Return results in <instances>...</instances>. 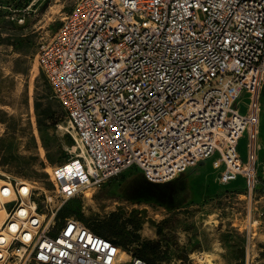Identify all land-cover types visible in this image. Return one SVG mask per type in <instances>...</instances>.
<instances>
[{"label":"built area","instance_id":"obj_1","mask_svg":"<svg viewBox=\"0 0 264 264\" xmlns=\"http://www.w3.org/2000/svg\"><path fill=\"white\" fill-rule=\"evenodd\" d=\"M35 61L81 148L49 173L54 195L0 175V264H151L80 221L56 224L54 199L132 167L162 184L211 159L219 184L254 192L264 0H76Z\"/></svg>","mask_w":264,"mask_h":264},{"label":"rangeland","instance_id":"obj_2","mask_svg":"<svg viewBox=\"0 0 264 264\" xmlns=\"http://www.w3.org/2000/svg\"><path fill=\"white\" fill-rule=\"evenodd\" d=\"M75 1L0 0V175L35 182L40 198L43 191L54 195L49 173L78 149L60 128L66 126L65 113L52 97L35 55ZM239 103L243 105L242 97ZM45 109L49 113L42 116ZM41 118L47 124L43 128L38 125ZM245 142L244 137L239 151L245 152ZM257 145L258 184L250 197L243 179L219 184L211 159L162 184L149 183L132 167L94 193L63 202L54 199L55 205L62 203L56 224L71 218L103 230L126 243L127 255H141L153 264H208L206 256L209 264H264L260 130ZM24 166L28 169L20 172Z\"/></svg>","mask_w":264,"mask_h":264},{"label":"trees","instance_id":"obj_3","mask_svg":"<svg viewBox=\"0 0 264 264\" xmlns=\"http://www.w3.org/2000/svg\"><path fill=\"white\" fill-rule=\"evenodd\" d=\"M48 113H49V110H48V109H45V110L41 111V115H42V116H44V115H46V114H48ZM51 121H52V124H55V123H56V120H51ZM38 125H39L40 128H43V127H45L47 124H46V121H45L43 118H41V119L39 120ZM4 163H5V162H4ZM27 169H28V168L24 166V167H22V168H19V171H20V172H24V171H26ZM13 173L16 174V175H18V176L25 177V175H24L23 173H21V174H17L16 172H13ZM18 173H19V172H18ZM87 227H88V226H87ZM89 229H90V228H89ZM90 230L93 231L94 233H96L97 235L102 236V237H104V238H106V239L112 241L114 244H116V245H118V246H120L121 248H123V249L126 250V243H125V242H121V241L116 240V239H111V238H109V237H110L109 233H105L103 230H100V229H98V228H91ZM139 255H140V254H139ZM138 258H141V259H143V260H145V261H147V262L153 264V261H152V260H150V259H148V258H145V259H144V258H142L141 255H140Z\"/></svg>","mask_w":264,"mask_h":264},{"label":"crops","instance_id":"obj_4","mask_svg":"<svg viewBox=\"0 0 264 264\" xmlns=\"http://www.w3.org/2000/svg\"><path fill=\"white\" fill-rule=\"evenodd\" d=\"M244 96V95H243ZM260 108L263 109V114H260L259 112V121H258V135H259V130L261 132V135L264 136V84L262 85L261 87V90H260ZM245 136H243L239 142H238V151H239V144H240V141L244 138ZM258 139V138H257ZM246 152V151H245ZM245 152H241L239 151L240 155L242 157H245ZM241 179V178H239ZM238 180V179H237ZM236 180V181H237Z\"/></svg>","mask_w":264,"mask_h":264},{"label":"bare ground","instance_id":"obj_5","mask_svg":"<svg viewBox=\"0 0 264 264\" xmlns=\"http://www.w3.org/2000/svg\"><path fill=\"white\" fill-rule=\"evenodd\" d=\"M60 128L65 129L62 126H60ZM76 148L77 149L81 148L80 144H79V146H76ZM204 261H206L209 264V258L207 256L204 258Z\"/></svg>","mask_w":264,"mask_h":264}]
</instances>
